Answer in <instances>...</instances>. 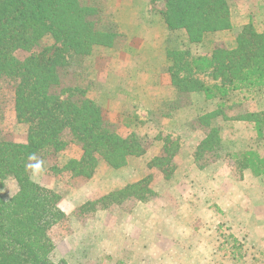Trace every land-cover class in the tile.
I'll return each instance as SVG.
<instances>
[{"label": "rangeland", "instance_id": "1", "mask_svg": "<svg viewBox=\"0 0 264 264\" xmlns=\"http://www.w3.org/2000/svg\"><path fill=\"white\" fill-rule=\"evenodd\" d=\"M227 3L230 28L193 44L182 31L169 33L162 18L163 0H92L100 10L102 27L117 37L111 47L95 49L91 55L72 62L68 70L79 86L86 87V96L105 111L107 119L118 122L123 110L137 117L138 124L131 130L144 142L145 153L128 158L119 169L101 162L88 179H69L68 175L49 169L52 164L62 166L76 157L78 151L73 145L54 163L38 160L33 163L32 180L59 196L58 206L65 216L50 232L55 245L54 262L264 264V238L253 237L258 234L257 228L264 217L261 200L256 198L264 196V176L249 177L246 173L239 179L237 171L231 168L236 166L235 155L249 148L264 156V148L257 147L260 140L253 124L214 120L213 124L221 127L222 148L217 155L201 159L199 164H204L201 169L222 166L220 177L225 179L220 184L226 182L223 191L217 192L210 185L206 190L201 189L200 180L206 176L195 172L173 176L177 167L189 164V153L195 164L194 144L198 145L205 136L194 122L196 118L219 106L230 109L226 112L228 117L245 110L264 111V93L251 97L241 107H235L233 96L222 102L207 101L200 92L192 94L189 100L182 98L176 102L167 48L205 56L220 44L227 49L236 48L238 35L245 27L264 34V0H227ZM135 19L140 20L139 24ZM43 43L51 45L52 40L47 37ZM202 79L210 82L205 77ZM26 131V126L16 121L8 96L0 114V136L22 144L26 142ZM158 166L167 172L172 167L170 178L165 179ZM148 171L151 173L146 175ZM212 172H207V180ZM147 176L151 177L150 187L155 192L152 199L129 200L107 209L96 206L95 211L86 213L79 210L87 202L99 200ZM190 178L194 180L193 186L185 188ZM180 179L181 185L174 184ZM238 181H245L244 192L235 183ZM175 185H179L180 191L173 188ZM16 192V182L8 178L2 197L7 200Z\"/></svg>", "mask_w": 264, "mask_h": 264}, {"label": "trees", "instance_id": "2", "mask_svg": "<svg viewBox=\"0 0 264 264\" xmlns=\"http://www.w3.org/2000/svg\"><path fill=\"white\" fill-rule=\"evenodd\" d=\"M163 1L162 18L169 33L182 31L189 43L199 44L231 26L227 0ZM100 16L92 0H0V114L10 96L15 119L27 130L22 144L0 136V264H66L53 261L55 245L50 236L65 218L58 206L60 198L32 180L33 163H54L73 145L78 155L49 169L69 179H88L101 162L119 169L128 158L145 153L144 142L131 130L137 117L123 110L118 122L107 119L68 70L95 49L112 46L117 36L102 27ZM47 37L51 45L43 43ZM166 56L172 63L168 71L176 102L200 92L207 101L233 96L235 107H241L264 93V34L251 27L242 29L234 49L220 44L209 55L194 56L188 50L167 48ZM227 109L216 107L194 121L205 132L194 152L199 169L204 167L201 159L217 155L222 148L221 127L213 124L218 118L253 124L260 140L257 147L264 148V111L245 110L228 117ZM235 156L236 166L231 168L239 179L246 173L264 176V156L259 151L249 148ZM160 167L165 179L170 178L174 169L167 172ZM8 178L16 182L17 192L5 200L2 190ZM150 179L128 184L79 210L107 209L129 200L146 202L155 197Z\"/></svg>", "mask_w": 264, "mask_h": 264}, {"label": "crops", "instance_id": "3", "mask_svg": "<svg viewBox=\"0 0 264 264\" xmlns=\"http://www.w3.org/2000/svg\"><path fill=\"white\" fill-rule=\"evenodd\" d=\"M134 22L135 23H137V24H139V22H140V20L138 21V19H135L134 20ZM135 23H133V25H135ZM144 26H147V22L144 24ZM144 42H146V40L144 41ZM194 94V93H193ZM191 95L192 94H190V98H191ZM172 101V100H171ZM184 110V109H183ZM195 147H194V151H195V148H196V146H197V143L195 142ZM191 154L189 153V164H187V166H179V167H177L176 169H175V171H174V175L173 176H176V177H183V175H188V173H193V172H195L196 174H199V175H203V176H206V177H204L203 179H201L200 180V187H201V189H204V190H206L207 188H209V185L213 188V189H215V190H217V192H218V190H220V191H223V189H225V185H226V182L224 181V183L223 184H220V182L222 183V180H224L225 178L223 177V178H221L220 176H221V174L220 173H222V169H220V168H222V166L221 167H219L218 166V168L217 167H214V166H209V168H210V170H209V168L207 167V168H204V169H199V168H197V166H195V164L193 163V158L190 156ZM123 168V167H122ZM216 170H218V171H216ZM208 171H213L211 174H210V179L209 180H207L208 178H209V175L207 174V172ZM216 171V172H215ZM151 172L150 171H148V173L146 172L145 174L146 175H149ZM214 173L216 174V176L214 175ZM145 174H144V176H145ZM249 175V174H248ZM249 177H252L251 175H249ZM202 180H204V182L202 181ZM137 181H139V179H136V181L135 182H137ZM135 182H129L128 184H132V183H135ZM243 182H245V181H238V182H235V183H238L240 186H238V188H240L241 187V189H242V192H244L245 191V185L243 184ZM251 182H252V180H251ZM181 183V179L180 180H178V181H176V182H174V184H179V185H181L180 184ZM193 183H194V180H193V178H190L189 179V182L187 183V184H184V186H185V188L187 187V185H192L193 186ZM128 184H126V185H128ZM125 185V186H126ZM179 185H175L173 188L176 190V191H180V187H179ZM258 186V185H257ZM259 187V186H258ZM264 187V186H263ZM211 188V189H212ZM235 195H238V193H236ZM256 198H258L259 199V201L261 200V204H262V209H263V213H264V196H263V198H260L259 196L258 197H256ZM189 199H191V198H189ZM184 200H185V198H184ZM182 198H181V201H184ZM186 201V200H185ZM188 201V200H187ZM189 202V201H188ZM201 204H204V202L202 203L201 202ZM216 204H218V203H216ZM258 229V231H257V235H254V233H253V231H252V233H253V237L254 238H258V239H261V238H264V217H263V220H262V222H261V225H259V228H257ZM254 243V242H253Z\"/></svg>", "mask_w": 264, "mask_h": 264}]
</instances>
